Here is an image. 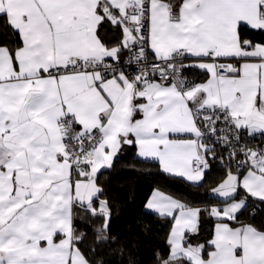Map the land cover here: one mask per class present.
Instances as JSON below:
<instances>
[{
    "label": "snow or ice",
    "instance_id": "obj_1",
    "mask_svg": "<svg viewBox=\"0 0 264 264\" xmlns=\"http://www.w3.org/2000/svg\"><path fill=\"white\" fill-rule=\"evenodd\" d=\"M0 17L19 38L0 45V264H103L75 221L107 242L98 174L123 145L193 186L227 150L217 204L153 192L173 221L156 264H264V225L239 220L264 203V146L247 139L264 137V40L245 35L264 33V0H0Z\"/></svg>",
    "mask_w": 264,
    "mask_h": 264
},
{
    "label": "trees",
    "instance_id": "obj_2",
    "mask_svg": "<svg viewBox=\"0 0 264 264\" xmlns=\"http://www.w3.org/2000/svg\"><path fill=\"white\" fill-rule=\"evenodd\" d=\"M101 33L111 39L105 30H101ZM245 35L253 41L264 40V33L259 31L245 32ZM18 42V36L13 34L4 18L0 17V45ZM185 74L194 81L205 76L197 69H191ZM216 155L218 158L212 160V167L203 182L199 186H193L184 179L165 174L157 161L138 157L135 145H131L123 155L114 159L110 168H104L98 174V184L103 189L102 199L108 201L111 211L107 242L95 243L94 228L101 221L83 222L78 217L76 227L87 233L80 246L85 250L95 247L96 253L92 259L102 260L103 264H156V253L168 252L167 238L172 220L161 218L145 208L149 194L154 188H158L192 206L204 207L218 203L216 198L209 196L225 175L219 159L223 156V151L216 148ZM240 195H244L242 190ZM239 220L257 227L264 225V203L249 198L248 207L239 215ZM213 224L214 220L205 218L199 234L191 242L206 244L211 239Z\"/></svg>",
    "mask_w": 264,
    "mask_h": 264
},
{
    "label": "built area",
    "instance_id": "obj_3",
    "mask_svg": "<svg viewBox=\"0 0 264 264\" xmlns=\"http://www.w3.org/2000/svg\"><path fill=\"white\" fill-rule=\"evenodd\" d=\"M127 72H128V74L130 75V76H134V75H136V71L133 69V68H131V67H127L126 69H125ZM186 75V77H187V79L188 80H190V81H194L190 76H188L187 74H185ZM247 139H249L250 140V145L252 146V147H256V146H264V137H262V136H260V135H256L254 138H247ZM217 148L220 150V151H223V156H227V150H225V149H223V148H221V147H219V146H217ZM209 163H210V165H211V167H212V159H209ZM211 169V168H210Z\"/></svg>",
    "mask_w": 264,
    "mask_h": 264
},
{
    "label": "crops",
    "instance_id": "obj_4",
    "mask_svg": "<svg viewBox=\"0 0 264 264\" xmlns=\"http://www.w3.org/2000/svg\"><path fill=\"white\" fill-rule=\"evenodd\" d=\"M257 42V41H256ZM186 63H187V61H186ZM205 76L203 77V78H201V79H198L197 80V82H200V81H203V80H205ZM257 135H259V134H257ZM131 145H123L121 148H120V150H119V152H118V154H117V156L116 157H119V156H121V155H123L128 149H129V147H130ZM135 153H136V155H138L137 153H138V149H137V147L135 146ZM115 157V158H116ZM114 158V159H115ZM158 162V161H157ZM159 164V163H158ZM220 182V181H219ZM218 182V183H219ZM217 183V184H218ZM160 191V192H162V193H164L165 195H167V196H170V197H172V198H174V199H177L176 197H174V196H172V195H170V194H168L167 192H165V191H162L161 189H158V188H154L152 191H151V193L149 194V196H148V198H147V200H146V203H145V208L147 209V210H149V211H151V212H154L153 210H151V209H148L147 207H146V205H147V202L149 201V199L152 197V194H153V192L154 191ZM177 200H179V199H177ZM179 201H181V200H179ZM182 202V201H181ZM78 211V210H77ZM155 213V212H154ZM215 223V222H214ZM172 225H173V221H172ZM234 226H239L238 224H236V225H234ZM213 228H214V224H213ZM171 230V229H170ZM169 234H170V231H169V233H168V236H169Z\"/></svg>",
    "mask_w": 264,
    "mask_h": 264
},
{
    "label": "rangeland",
    "instance_id": "obj_5",
    "mask_svg": "<svg viewBox=\"0 0 264 264\" xmlns=\"http://www.w3.org/2000/svg\"><path fill=\"white\" fill-rule=\"evenodd\" d=\"M218 184H219V183H218ZM218 184H216V185L214 186V188H215V187H217V186H218ZM216 204H217V203H216ZM214 205H215V204H214ZM171 227H172V226H171Z\"/></svg>",
    "mask_w": 264,
    "mask_h": 264
}]
</instances>
